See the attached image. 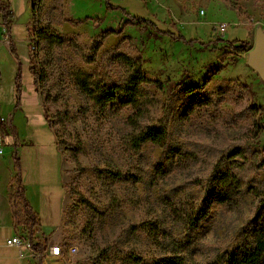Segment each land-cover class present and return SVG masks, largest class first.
<instances>
[{
	"label": "rangeland",
	"instance_id": "rangeland-1",
	"mask_svg": "<svg viewBox=\"0 0 264 264\" xmlns=\"http://www.w3.org/2000/svg\"><path fill=\"white\" fill-rule=\"evenodd\" d=\"M4 1L13 16L5 27L0 13L1 85L8 100L0 103L12 122L4 127L8 133L0 128L8 147L0 161H25L27 198L44 202L46 212L35 209L43 220L34 239L47 250L60 245L63 254L42 264H98L111 243L148 264L174 244H183L187 264L210 262L234 247L255 211L252 195L214 205L195 231L173 211L203 200V186L228 151L242 149L248 160L259 152L264 159V129L251 108H264V81L248 65L256 31L264 29V0H110L118 10H109L106 0H42L36 11L33 0L30 6L29 0ZM222 24L225 33L216 30ZM110 31L120 34L108 36L92 62L93 44ZM240 41L250 49L233 55L225 48ZM11 43L23 65L17 113L19 65ZM117 54L141 56L154 81L145 87L149 104L143 118L135 117L136 126L167 119L169 148L176 155L168 174L155 170L163 149L145 145L136 153L129 147L130 108L101 113L76 84L79 72L122 84ZM31 67L41 71L39 84ZM191 87H202L199 94L209 95V106L193 105L186 93ZM258 121L264 126L263 115ZM58 142L81 143L83 153L72 155ZM109 170L123 175L117 180ZM244 177L264 187V169H247ZM6 234L11 230L0 227V264H24L21 249L6 244Z\"/></svg>",
	"mask_w": 264,
	"mask_h": 264
},
{
	"label": "trees",
	"instance_id": "trees-1",
	"mask_svg": "<svg viewBox=\"0 0 264 264\" xmlns=\"http://www.w3.org/2000/svg\"><path fill=\"white\" fill-rule=\"evenodd\" d=\"M42 0H33V9L36 11ZM109 10H118L122 7L117 6L106 0ZM0 13L3 18L5 27H9L12 20V10L9 3L0 0ZM10 32V31H9ZM111 34L117 35L116 31L104 33L93 44V55L95 62L99 50L102 48L105 39ZM222 40V39H220ZM225 48L233 55L244 53L250 49L249 43L246 41L226 43ZM10 51L18 61V73L16 77L17 87V103L15 108L18 109L22 102V79L23 65L17 54L16 45L10 44ZM117 61L122 68L124 80L122 84L107 83L104 78L93 73L79 72L76 75V84L82 95L93 105V108L101 113H106L112 109L130 108L133 115L128 116L132 129L127 133V143L129 147L138 153L145 145H153L165 151L161 157L155 170L159 174H168L170 167L176 162V155L169 148V128L167 119L161 118L152 124H145L139 128L137 118H143L145 110L149 104L145 87L154 83L149 79L143 69V61L141 56L131 57L124 54L115 55ZM36 77V83L39 84L42 78L40 69L36 67L30 68ZM207 79L206 81H208ZM199 87H191L186 92L193 98V105L198 107L209 106V95H200ZM251 108L257 110L258 115L264 116V108L253 105ZM146 115V114H145ZM137 117V118H135ZM257 120V126L264 129ZM50 128L53 125L50 124ZM261 133V131H260ZM59 146L72 155L83 153V146L68 145L58 142ZM262 153L251 154L252 160H248L246 152L242 149L235 148L228 151L215 164L210 175L208 184L203 186L204 198L200 203L184 207H175L176 216L182 218L184 226L188 231L196 230L207 220L211 214L212 207L216 204L231 205L244 194L252 195L256 201L255 211L244 225V233L231 249L224 251L216 259L203 264H264V187L256 185L252 181H246L244 172L248 169L261 170L264 169V159H260ZM180 159L182 156L180 155ZM15 161L19 164V158ZM113 177L120 179L122 172L113 170L108 171ZM127 176V175H125ZM10 201L13 211L15 225H25L31 231L33 239L34 230L41 224L39 215L34 211L31 204L26 198V189L22 183L21 173L11 181L9 186ZM176 206V205H175ZM183 209V210H182ZM185 228V229H186ZM176 247L167 249V253L163 257L153 259L152 264H187V256L182 245L174 244ZM37 247H41L40 244ZM181 248V249H180ZM171 255H167V254ZM98 264H148L142 255L125 251L117 243L108 244L98 255Z\"/></svg>",
	"mask_w": 264,
	"mask_h": 264
},
{
	"label": "crops",
	"instance_id": "crops-1",
	"mask_svg": "<svg viewBox=\"0 0 264 264\" xmlns=\"http://www.w3.org/2000/svg\"><path fill=\"white\" fill-rule=\"evenodd\" d=\"M29 1L30 2H29L28 6H30V3L32 0H29ZM11 23H12V20H11ZM0 29H1V27H0ZM11 32H12V30H11ZM5 93H6V89H4V85H1V74H0V102L2 104L5 101H8L7 95ZM1 103H0V106H1ZM10 104H11V102H9V106H10ZM21 106H22V102H21L20 107L18 109H16L15 105L13 103V108L15 109L13 112L17 113L18 111H20ZM4 112L7 115H9L5 110H4ZM8 118L11 121V118L9 116H8ZM2 130L4 131V134L8 133L4 128H2ZM6 147H7V142H6ZM6 147H5V155L2 157H5L7 155L8 147L7 148ZM16 157H18V156H14L13 161H8V160L0 161V227L9 228L11 230V233H12V234H6V236H5L6 237L5 238L6 244H7L8 240L12 239L13 237H16L18 235V233H20V232L30 234V237H31V231L25 225H22V224L21 225H15V223H14L13 211H12V206H11V201H10L9 186L11 184V181L17 175L18 172L21 173L22 183L26 189V198H27V194H28V190L26 188V186H28V185H27V183L25 184L23 170H22V165L25 163V161L24 162L21 161L20 157H18L19 158V164H17V162L15 161ZM28 167H29V169H31L30 168L31 163L28 165ZM40 186L41 185L37 186V184H36L34 186L35 188L34 187L33 188L36 190L37 189L39 190L41 188ZM35 194H36V191H35ZM27 200L28 201L30 200L29 203L31 204V206L33 203L35 204L34 208L32 206L34 211H35V209H39V210L44 209V211L46 212L45 207H44V202L41 203L38 199L36 202L35 199L32 200L30 198V196H29V198H27ZM37 207H39V208H37ZM35 212L39 215V213L37 211H35ZM39 218L41 219L40 215H39ZM41 220H43V219H41ZM34 232H35V230H34ZM31 239H32V237H31ZM32 241H35L34 236H33ZM38 244L41 245V243L37 242L36 246ZM39 248L42 249V245ZM2 257H4V256H2ZM2 259H4V258H2ZM24 264H37V262L35 260H32L31 258H29L27 261L24 260Z\"/></svg>",
	"mask_w": 264,
	"mask_h": 264
},
{
	"label": "built area",
	"instance_id": "built-area-1",
	"mask_svg": "<svg viewBox=\"0 0 264 264\" xmlns=\"http://www.w3.org/2000/svg\"><path fill=\"white\" fill-rule=\"evenodd\" d=\"M216 30L225 33L227 30V25L222 24ZM37 50L36 45H32L31 52L34 53ZM9 120L2 113V109L0 106V128H4L8 126ZM3 136L0 135V156L5 155V146H4ZM37 242L32 241L30 234L27 233H18L16 237L7 241V245L10 247H18L21 249L20 257L25 259L26 261L31 258L35 260L37 264H42V262H47L52 259H56L62 256L63 249L60 245L56 244L51 246L50 249L39 248L36 246Z\"/></svg>",
	"mask_w": 264,
	"mask_h": 264
},
{
	"label": "water",
	"instance_id": "water-1",
	"mask_svg": "<svg viewBox=\"0 0 264 264\" xmlns=\"http://www.w3.org/2000/svg\"><path fill=\"white\" fill-rule=\"evenodd\" d=\"M248 65L258 72L264 81V29L256 31L255 45L249 52Z\"/></svg>",
	"mask_w": 264,
	"mask_h": 264
}]
</instances>
